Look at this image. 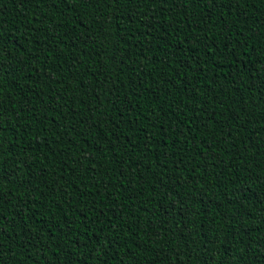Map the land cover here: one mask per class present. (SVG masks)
I'll return each mask as SVG.
<instances>
[{
	"label": "trees",
	"instance_id": "obj_1",
	"mask_svg": "<svg viewBox=\"0 0 264 264\" xmlns=\"http://www.w3.org/2000/svg\"><path fill=\"white\" fill-rule=\"evenodd\" d=\"M0 264H264V0H0Z\"/></svg>",
	"mask_w": 264,
	"mask_h": 264
}]
</instances>
